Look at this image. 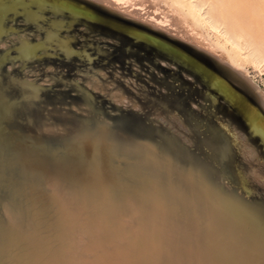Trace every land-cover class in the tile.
<instances>
[{
  "label": "bare ground",
  "instance_id": "obj_1",
  "mask_svg": "<svg viewBox=\"0 0 264 264\" xmlns=\"http://www.w3.org/2000/svg\"><path fill=\"white\" fill-rule=\"evenodd\" d=\"M85 1L98 3L111 15L84 1L85 10L65 5V0H59L55 10L64 15L67 7L72 20L69 24L81 21L87 24L86 31L101 38L123 44L129 35L167 59L160 62L197 79L192 84L185 82L189 87L186 94L172 82L173 87L159 84L160 89L169 91L167 94L147 90L143 97L141 92L138 96L152 108L147 118L136 110H119L111 122H105L101 119L103 109L87 90H79V98L67 100L69 94L64 91L51 94L43 86L24 81L23 76L5 75L0 67V156L7 149H16L21 156L11 168L12 176L32 182V190L49 196L56 217L47 230L54 229L60 239L59 228L63 227L69 236L61 242L57 257L51 239L27 218L22 200L1 195L0 216L8 226H0V264H79L72 254L78 243L74 235L79 231L90 236L84 242L91 258L82 264H264V199L252 200L228 190L216 177L220 174L230 188L236 181L244 185L239 161L234 158V153H239L237 135L245 138L249 150L247 171L264 176V161H259L264 156V94L243 76L240 63L250 57L256 66L264 65V0ZM161 2L168 9L160 7L165 5ZM47 7L48 0H0V35L11 16L8 11L17 15L22 10L25 21L38 25ZM57 20L46 18L43 22L56 25ZM44 29L49 42L20 40L19 56L24 63L45 43L53 46L52 41L59 36V31ZM34 37L41 38L42 33ZM178 39L208 51L227 67L221 68ZM71 43L58 44L70 60L75 52ZM111 56L108 53L106 57ZM116 56L112 59L123 58ZM59 68L70 74L73 70L69 65L60 64ZM169 75L174 78L175 73ZM197 84L199 90L194 93L193 85ZM120 87L118 92L110 90L113 99L142 108ZM208 98L213 102L221 98L231 116L208 105ZM193 100L205 106L196 110L200 124L195 130L183 118V109ZM159 115L178 128L190 130L186 136L192 146L158 125ZM220 133L228 138L223 147ZM8 170L2 168L1 180ZM134 223L138 236L128 240V233L136 231L127 228ZM112 225L124 228L125 238L115 235Z\"/></svg>",
  "mask_w": 264,
  "mask_h": 264
},
{
  "label": "rangeland",
  "instance_id": "obj_2",
  "mask_svg": "<svg viewBox=\"0 0 264 264\" xmlns=\"http://www.w3.org/2000/svg\"><path fill=\"white\" fill-rule=\"evenodd\" d=\"M83 1L88 2L85 0ZM148 2H150V0H146L144 4H150ZM91 4L92 3L88 2L87 5H90L97 10H100L102 12L104 11V13L111 15V13L107 12L105 9L100 7L101 5H99L98 3H96L97 5L95 4L91 5ZM148 6L149 5H147V7ZM159 6L160 7L164 6V8L168 7L167 4L165 5L161 4ZM21 11L22 10H20L17 15L15 14L13 15V11H8L11 14V16L7 17L5 20V24L7 22V25H6L7 30L4 28L5 34L2 32L0 35V67H1L2 72H4L5 75L7 74L8 76H12V77L14 76V78H19V79L22 78L23 76L22 79L24 81L34 83L37 86L38 85L43 86L48 91H50L51 94L54 92L59 93V92L64 91L67 94H69L68 96H65L67 100L77 99L80 96L79 90H82V89H83L82 91L87 90L85 92L87 94L89 92V94L93 98H95L99 108L103 109V113H101V119L105 122H111L112 119L115 118L114 113L119 110L120 111H128V110L135 111L136 110L135 112H137L143 118H147L148 112L151 111L152 108L147 101L142 99V97L138 96L139 94H141V92H142L143 97H146L145 95H146L147 90H150V92H152V90L153 91L155 90L157 92L162 91L163 93L167 94L169 91L166 89H163L164 87L160 89L159 84L170 87L172 85L169 83L172 82L178 85L179 86L178 88L180 90H184V93L186 94L187 93L186 91L189 89V87L184 85L185 82L186 84L188 83L192 84V82L196 81L194 79H197L195 78V76L190 78L186 75L177 73V71H175L174 66H171L170 64L167 65L166 62L164 63L160 62V60L167 61V59L160 57L161 54L157 53L156 51L151 50L150 48L145 46L142 42L137 41L135 38L131 36H128L125 43L123 42L122 44L121 42L119 43L117 42L118 43L117 44L115 41L101 38V36L97 35V33L93 34L91 32L86 31L85 26H87V24L85 25V23L81 21H76V22L73 21L72 23L73 25L69 24L72 22L69 16L70 15L69 12L64 13L63 15V13L57 12L56 10L51 11V12L46 11V16L43 15L45 19L48 18L50 21L52 19H58L57 20L58 23L56 25L54 24L50 25L46 23L45 21L43 22V20L45 19L42 16L43 20L40 19L41 22H39L38 25H35V23H33L31 20L25 21L24 12L23 11L21 12ZM118 18H120V16ZM62 19H64V21ZM60 20L63 22H60ZM133 22L140 24V26H143L147 30L150 29L151 32L158 33L157 29H154L151 26L144 24L143 22H139L136 20H134ZM183 25H187V24L184 23ZM38 26L42 27L40 31L38 30L40 28V27L38 28ZM44 27H49L51 29L50 30L51 32L59 31L60 37L58 36L54 38V41H52L53 46L48 43H45L42 48H39L40 50L37 49L38 52L36 55H33L31 59L29 58L24 63L23 62L24 59L22 60V58L19 56L18 48L22 45V41L24 40H30L32 44H36L41 41L49 42V40L46 38V35H44V32H45ZM183 28H185L187 31H190V32L192 31L190 26L189 27L184 26ZM40 33H42L41 38L34 37V35L39 36ZM180 33L182 34V32ZM209 34H210L209 35L210 38L215 37L211 31H209ZM187 38L189 39V37ZM170 39L175 40L176 38L174 39L173 37H170ZM67 40L72 42L71 47L72 49L75 50V52L72 55V60H70V58H68V56H66L63 53V48L58 46L59 43L65 42ZM178 40L182 41L187 46H190L191 49L194 50L195 52H199V54H202L203 56L210 58L211 60L213 59V61L217 65H219L221 68L227 67V65L220 62L215 56L210 54L208 51H204V49L197 48L196 45L187 42L185 39H178ZM196 40L197 39L195 38V42ZM201 40H203V38ZM212 40H214V38H212ZM115 46L117 47L118 51ZM46 49H48L49 51L47 53H44V50ZM150 52H152L151 54L153 56H157V58H155L156 60L152 59V55L150 54ZM108 53L112 55L110 58L106 57ZM124 53H126L127 55L123 56ZM114 54L115 56L118 54L116 57L121 56L123 58L121 60H117L115 58L112 59ZM252 62H253L252 58L250 60V57L243 59L242 62L240 60L243 76L248 77L253 84L259 87L258 88L259 90L261 89V92L264 94V65H261L259 67V66H256L254 62L253 63ZM60 64L65 65V66L66 65L71 66V68H73L72 73L70 74L68 71H62V69L59 68ZM7 72H10L9 74L11 75H9ZM170 73H175L176 77L174 76L173 78L172 75L171 76L169 75ZM173 79H176V81H174ZM119 85H122V86L120 87ZM197 85H193L194 89L192 91L194 93H198L199 85L198 86ZM97 87H102L103 89H107V91L100 90ZM119 87L120 88L124 87L126 89L127 92H125V94L127 93V95H131L132 97H135L139 101L142 108L130 107L129 105H124L123 103L116 101V99H113L112 94H110V92L111 91L118 92ZM192 102L193 103L191 104L193 106L190 104L189 108L183 109L184 115L183 114L182 115L184 119L189 120V123H190L189 126H191V128L195 130L194 128L195 125L200 124L199 122L200 119L196 116L198 115L197 111L198 109L200 110L204 109L205 106L197 100H193ZM208 102H209L208 105L210 106L212 105L217 110V112H220L222 114L225 113L226 115L231 116L227 108V105H225V103L221 101V98H219L216 102H213L211 98H208L207 103ZM223 107H225L226 110H223L222 109ZM150 117H154V116H150ZM195 120L196 122L195 124H193ZM156 121L158 125L165 127V129L170 131L172 134L178 136L181 140H183V142L192 146V143L186 136V134L187 135L191 134L190 130L176 127L173 123L165 119L163 115H159ZM187 131H189L190 133L188 134ZM201 136L203 135L201 134ZM220 139L222 140L220 142V145L223 147V143L225 141L227 142L228 138L223 133H220ZM237 142L239 144V153H234V158L239 161L238 162V165L240 168L239 170H241V175L242 177H244V185L240 183L239 181H236L230 188L223 179L221 180L222 177L220 176V174L216 175L217 182L218 183L220 182L221 185H223L228 190L230 189L233 191H238L237 192L238 194L242 193L241 195H244V196L246 195L252 200H261V199L263 200L264 199L263 197L264 196V193H263L264 192V185H263L264 176H261L259 174L252 175L251 171H247L246 169L247 160L245 158L247 157L246 154L248 153L249 150H248V147L246 146V140L242 135H237ZM220 152H222L221 149H220ZM17 154L18 152L16 151V149L12 148V149H7L3 157L0 156L1 157L0 158V174H1V170L3 167L4 168L6 167L7 169L9 168L4 179L3 180L0 179V196L6 195V197H10V198L18 197L22 200L21 206H22V209L27 213V218L33 221L35 224L37 225L39 224L40 231L42 232V234L47 236V239L49 240L51 239L50 243L52 245H55V248H56L55 255L58 257L62 251L60 249L61 242H65L63 239H67L69 236L68 237L66 236V234L64 233L63 227L59 228V233L61 235L60 239H57L59 236L56 233H54L55 232L54 229H51L50 231L47 230V226L52 224L53 219H55L56 217L53 215L49 196L38 189L32 190V187H33L32 182H29V181L27 182L26 180L22 179L20 176H12L14 171H12L11 168L19 162L18 157L21 156V155L17 156ZM263 158L264 156L262 158H259V161L260 162L264 161ZM244 159H245V162H244ZM256 192H257V195H256ZM1 225L2 227H4V229L8 226V223L5 221L4 218H2V216H0V226ZM137 227L138 225L134 223L133 225L127 228L128 230L136 231L134 234L128 233L127 235L128 240H134L137 238L138 236ZM87 228L89 227L87 226ZM111 230L115 235L121 234L123 236L125 232L124 228H120V227L116 228L115 225L111 226ZM91 232L92 234L93 232L95 235L97 234L96 230L91 229ZM82 233H83L82 231H79L78 234L74 235L76 238H78V243L77 245L74 246L75 252L72 253L75 257H78L79 264L86 263L88 262L89 258H91L88 255V252H91V250L86 247L88 243L84 242V239H87V238L89 239L90 236L86 235L85 233L83 234Z\"/></svg>",
  "mask_w": 264,
  "mask_h": 264
},
{
  "label": "snow or ice",
  "instance_id": "obj_3",
  "mask_svg": "<svg viewBox=\"0 0 264 264\" xmlns=\"http://www.w3.org/2000/svg\"><path fill=\"white\" fill-rule=\"evenodd\" d=\"M59 5V0H48V7L46 9V11H54ZM65 5H72L75 8L81 9V10H85L86 9V5L84 4L83 0H65ZM65 13H68V8L65 7Z\"/></svg>",
  "mask_w": 264,
  "mask_h": 264
},
{
  "label": "water",
  "instance_id": "obj_4",
  "mask_svg": "<svg viewBox=\"0 0 264 264\" xmlns=\"http://www.w3.org/2000/svg\"><path fill=\"white\" fill-rule=\"evenodd\" d=\"M118 19H121V18H118ZM113 30L116 31V32H120L119 30L114 29V28H113ZM125 33H126V32H125ZM126 35H127V34H126ZM128 36H129V35H128ZM221 98H222V97H221ZM128 177H129V176H128ZM134 179H137V178L135 177Z\"/></svg>",
  "mask_w": 264,
  "mask_h": 264
}]
</instances>
